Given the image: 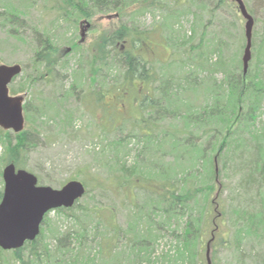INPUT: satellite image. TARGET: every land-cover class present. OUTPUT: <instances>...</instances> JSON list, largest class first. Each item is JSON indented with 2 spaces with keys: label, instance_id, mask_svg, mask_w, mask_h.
Returning <instances> with one entry per match:
<instances>
[{
  "label": "rangeland",
  "instance_id": "1",
  "mask_svg": "<svg viewBox=\"0 0 264 264\" xmlns=\"http://www.w3.org/2000/svg\"><path fill=\"white\" fill-rule=\"evenodd\" d=\"M7 1L16 4L18 0ZM44 1L29 0V4L24 2L23 14L27 24L25 28L20 29L19 38L9 37L7 31L0 27V65H19L23 68V73L11 83L9 88L22 92L15 96H22L25 103L34 100V106L40 107L38 108L40 113L33 111L36 113L33 117L35 126H38V133H40L39 138L34 137L38 145L22 155L25 166L23 170L34 174L39 180V185L52 189H60L69 181L81 182L79 179H84L88 183V194L79 201L78 206L81 208L74 209L72 214H57L55 211L48 214V221L41 228V239L34 247L39 258L37 261L31 260V264H141L146 260L135 259L136 253L141 254L143 259L146 257L144 249H137L136 244L140 236H145L147 243H150L151 255L148 258L151 264H161L159 262L162 261V256H170L176 244L171 238V231L175 228L176 221L172 220L168 226L164 225L162 217L156 216L151 219L152 224L150 222L146 224L152 230L151 234L136 232L134 228H131L137 221L133 215L134 207L148 205L149 194L137 189L128 190L127 187L118 189L115 183L119 180L123 181L118 172L119 166L125 164L128 167L140 161L137 155L141 158L143 150L141 140L137 137L140 127L138 120L148 118L150 112L143 109L139 111L138 116L139 104L136 100L141 98V94L147 92L153 96L155 94L153 90H157L159 81H156L154 85L136 81L132 87L115 90L119 88L120 75L119 71L113 70L109 72V77L105 75L108 79L105 84L109 85V89L102 94V106L98 107L95 104L90 106L89 101L92 100L90 95L94 96L98 90V83L89 85L87 75V79L82 81L79 74L75 78L74 74L76 71L79 73L87 70L89 46L95 42L102 31L107 32L109 28L114 27L118 20L112 15H95L89 20H78L75 25L64 21L56 26L57 21L53 14L46 16L43 12L46 5ZM245 1L247 6L254 10L258 19L264 20V3L260 0ZM164 2L167 3L165 5L169 7L173 17L166 21L168 27L166 33L159 31L158 36H152L150 40H147L144 47L146 52L143 55L153 66V73H156L160 82L165 78L173 80L175 94L170 97V100L163 102L165 108L174 110L181 107L182 113H196L199 107L209 104L210 97L205 89L207 83L200 85L202 75L196 88H189L184 83L187 69H183L179 64L178 59L183 56L180 54L183 48H179L191 36L195 19L198 28L195 27L196 33L192 41L198 42L202 31L200 26L203 23L207 24L209 17L199 7H193L189 12L186 5L181 10L176 9L179 19L177 20L173 15L175 8L171 7V0H162L161 3L164 4ZM51 5L48 4V6ZM232 14L231 7L220 11L216 19L206 27V40L215 41L218 37L217 33L221 31V23L231 22L235 25L230 33L233 39L236 37L235 45L234 48L228 49L229 52L225 51L224 58L228 60L231 57L230 59L238 60L239 54L236 50L240 45V28L233 22ZM168 15L166 11L151 9L139 17L137 25L143 31L159 30ZM86 21L90 24L89 29L85 28ZM34 29L44 33L42 38L45 34L53 37V44L58 46L61 60L48 78L50 82L42 81L33 86H27L24 78L36 75L33 67L34 54L37 52ZM172 30H174L173 33ZM72 42L76 44L81 42V48L71 50L67 56L64 55V50H70L68 48H71ZM171 42L179 47L173 46ZM204 53L207 57L208 53L206 51ZM171 56H174L175 60L171 61ZM64 62L66 66H63ZM223 77V73H217L215 78L219 81ZM75 85L78 86L73 90ZM178 85L181 86L178 88ZM208 92L213 93V90L208 89ZM83 96H86V104L82 102ZM156 118L152 121V125L158 139L148 145L146 152L148 163H150L148 166L155 165L159 170H168L169 174L174 176L180 171L181 166L187 167L191 161L187 158L176 159L179 151L173 149L171 135L175 134L176 138L181 136L184 139L189 134L181 118L178 119L171 114ZM30 126L28 124V128ZM39 126H41L40 129ZM263 126L264 108L254 128L260 131ZM102 129H105V132ZM190 130L195 136H202L207 127H197V129L191 127ZM241 136H245L244 133ZM234 148L233 144L228 148L231 150L222 161H215L220 186L218 185L219 191H216L211 198L216 197V202L220 203L219 210L222 209L224 215V225L220 231L227 232L232 242L229 246L216 250L214 264H264V228L259 233H253L250 228L253 224H258V213H264V183L260 169H256L255 164H260L256 141L249 138L245 145ZM4 157L5 149L0 143V188L2 190L4 166H1V163ZM198 168L202 172L203 169L200 166ZM252 216H255L254 222L251 221ZM99 217H103V221L99 220ZM107 220L113 222L115 227L120 228L123 233L126 232L131 241H127L128 238L125 239L122 235L117 241H114L113 237L109 241L108 238L112 236V233L104 226ZM162 222L163 227L160 226ZM84 228L88 233V240L82 249L80 257L82 259L73 262L75 260L73 255L76 252L72 246L67 256L63 254V251H57L58 240L67 232L75 233ZM94 229L98 231V236L95 235L96 239L91 238ZM237 236H240L241 240L236 239L237 243L234 245V238ZM215 237L220 238L218 235ZM100 238L104 239L101 246H99ZM105 239H108L107 242ZM131 242L136 246L133 249ZM45 247H47L46 253ZM30 250L31 248L20 250L23 261L30 258ZM12 257L11 252L4 254L6 260L11 261ZM15 264L20 263L15 262Z\"/></svg>",
  "mask_w": 264,
  "mask_h": 264
},
{
  "label": "trees",
  "instance_id": "2",
  "mask_svg": "<svg viewBox=\"0 0 264 264\" xmlns=\"http://www.w3.org/2000/svg\"><path fill=\"white\" fill-rule=\"evenodd\" d=\"M260 1L264 3V0ZM21 2L24 5L17 4ZM24 2L30 3L29 0H18L16 4H11V1L0 0V27L7 31L9 37L19 38L20 29L26 27V18L23 14ZM44 2L46 5H44L43 12L46 16L53 14L57 21L56 26L64 21L75 25L76 21L89 20L95 15H112L118 20L114 27L109 28L107 32L102 31L95 42L89 46L87 50L89 61L86 62L87 72L80 71L78 73L76 71L74 74V78L79 74L82 81L87 79V75L89 85L98 83V90L94 96L90 95L92 98L89 101L91 102L90 106L94 104L98 107L102 106V94L109 89V85L105 83L108 80L109 72L113 70L119 71L120 75V85L115 90L132 87L136 81L146 85H154L156 81H159L157 90H153L155 93L153 96L147 92L141 94V98L136 100L139 104L137 107L138 116L140 115L139 111L143 109L150 112L148 118L137 119L140 124L137 137L141 140L143 150L141 158L137 155L140 161L128 167L125 164L119 166L118 172L123 181L119 180L115 183H117L118 189L127 187L128 190L137 189L149 194L148 205H136L134 207L135 213L133 215L137 221L135 226L131 228H134L136 232L151 234L152 230L146 224L149 222L152 224L151 219L156 216L163 218L164 225L169 226L172 220L176 221L175 228L171 231V238L176 243L171 251L172 254L170 256L163 255L162 261L159 263L207 264L206 252L209 246L211 264H214L216 250L220 247L225 248L232 242V238L228 236L227 232L222 233L220 231L224 225V215L222 209L219 210L220 203L216 202V197L211 198L216 191H219L220 186L215 161H222L223 157L231 150L228 148L233 144L235 145L234 149H237L245 145L249 138L255 140L260 162V164L255 163L256 169H260L264 183V126L260 131H256L254 128L255 122L264 108V20L260 21L254 10L247 6L245 0H242L247 12L253 19L251 59L247 71L244 73L242 58L246 46L245 20L239 11L238 4L233 0H171L170 5L175 8L173 15L177 20L179 19L176 9L181 10L186 5L189 12H191V8L199 7L209 17L208 23H203L200 26L202 31L198 42L192 41L196 33L195 27L198 28L195 19L191 36L179 48H183V51L180 52L183 56L178 59L179 64L183 69H187L184 83L189 88H196L199 85L200 75H202L200 85L207 83L205 89L210 97L209 104H204L199 107L196 113L190 114L182 113L181 107L174 110L165 108L163 102L170 100V97L175 94L173 80L165 78L160 82L156 73H153V66L146 61L143 55L146 52L145 44L148 42L147 40H150V37L158 36L159 31L161 33L167 32L166 21L173 17L169 7L165 5L167 3L162 4V0H45ZM184 2L190 3L183 4ZM48 4L52 5L48 6ZM227 7L232 8L233 22L240 28V45L236 50V53L239 54L238 60L230 59L231 57L228 60L224 58L225 51L229 52L228 49L234 48L235 45L236 37L233 39L230 34L235 25L231 22L221 23V31L219 32L221 35L217 33L218 37L215 41L206 40V27L216 19L220 11L226 10ZM151 9L163 10L169 14L164 19L165 24L163 23L159 30L154 29L150 32L140 30L139 25H137L139 17ZM193 16L196 17L194 13ZM258 28L259 30H256ZM33 31L36 35L37 49L33 60L36 75L24 78L27 86H33L42 81L50 82L48 78L53 74V69L56 64H60L61 60L59 48L53 44V37L45 34V37L42 38L44 33L42 34L41 30L34 29ZM171 44L175 46L173 42ZM81 46V42L78 44L72 42L71 48H68L70 50H64L63 53L67 56L71 50H78ZM204 51L208 53L207 57ZM173 57L171 56V61L175 60ZM213 58H215L214 61ZM41 66L42 69H40ZM63 66H66L65 62ZM217 73L224 74L222 80H216ZM77 86L75 85L73 90ZM180 86L178 85V88ZM208 89L213 90V93H209ZM9 92L13 96L22 93L10 88ZM82 102L87 103L86 96L82 97ZM34 104V100L23 104L24 129L22 132L13 133L0 128V143L5 149V157L2 159L1 166L14 164L16 168L25 169L22 155L27 150L37 147L38 143L34 137L39 138L40 133H38V126H35L33 117L36 115L34 112L40 113L38 109L40 107L34 106ZM165 114H171L178 119L181 118L189 134L184 139L181 136L176 138L175 134L171 135L173 149L179 151L176 159L187 158L191 161L187 167L181 166L180 171L174 176H171L168 170H159L155 165L148 166L150 163L146 157L148 145L158 139L154 134L152 121L156 120V117H164ZM28 124L31 125L30 128H28ZM203 126L207 127V130L203 132L202 136H195L190 130L191 127L197 129V127ZM40 128L41 126H39ZM102 130L105 132V129ZM242 133L245 136H241ZM199 166L203 169L202 172L198 168ZM79 180L85 186L86 191L83 196L85 197L88 194V183L84 179ZM2 191L0 188V200ZM79 201L72 208H60L55 212L70 215L74 209L81 208L78 206ZM47 217L48 214L44 217L41 228L47 223ZM254 218L255 216H252L251 221ZM99 220L103 221V217H99ZM257 221V225L250 226L253 233H259L264 228V213H258ZM104 226L112 233V236L108 238L109 241L112 237L114 241H117L121 235L125 239L128 238L127 233H123L118 227L116 228L113 222L107 220L104 222ZM160 226L163 227V222L160 223ZM93 233L91 238L96 239L95 235L98 236L97 229H94ZM87 234L85 228L75 233L67 232L58 240L57 251H63V254L68 256L72 246L76 252L73 255L75 257L73 262L80 261L82 249L88 240ZM217 235L220 237L219 239L215 237ZM41 236L42 229L33 242L25 243L18 250L4 251L0 249V264H15V262L31 264V260L37 261L39 255L35 252L34 247L40 241ZM108 239L105 241L107 242ZM236 239L241 240L240 236L234 238V245L237 243ZM103 241L104 239H99V246L102 245ZM127 241H131V239L128 238ZM137 242V249H144L146 257L143 259L141 254L136 253L135 259L137 261L146 260L141 264H151L148 258L151 255L150 243H147L145 236H140V240ZM131 244L132 249L136 247L133 242ZM24 248H31L30 258L25 261L22 260L19 253ZM7 252L13 254L11 261L4 258V254ZM44 252H47V247L44 248Z\"/></svg>",
  "mask_w": 264,
  "mask_h": 264
},
{
  "label": "water",
  "instance_id": "3",
  "mask_svg": "<svg viewBox=\"0 0 264 264\" xmlns=\"http://www.w3.org/2000/svg\"><path fill=\"white\" fill-rule=\"evenodd\" d=\"M245 20L246 46L243 53V71H247L251 59V37L253 19L242 0H233ZM85 28L90 24L84 22ZM22 72L19 65H0V128L13 133L24 129L22 96H11L9 85ZM3 191L0 200V249L18 250L27 242H33L40 233L44 217L60 208H72L85 194V187L79 181H69L60 189H52L38 184V178L14 164L2 170ZM207 264L210 262L209 246L206 252Z\"/></svg>",
  "mask_w": 264,
  "mask_h": 264
}]
</instances>
